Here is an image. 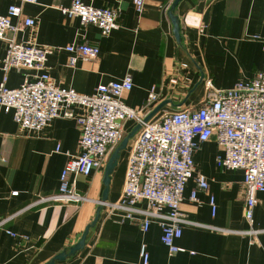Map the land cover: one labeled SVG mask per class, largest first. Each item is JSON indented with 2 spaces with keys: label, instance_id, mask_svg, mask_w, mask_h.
Returning a JSON list of instances; mask_svg holds the SVG:
<instances>
[{
  "label": "crops",
  "instance_id": "obj_1",
  "mask_svg": "<svg viewBox=\"0 0 264 264\" xmlns=\"http://www.w3.org/2000/svg\"><path fill=\"white\" fill-rule=\"evenodd\" d=\"M83 1L95 8L115 10L118 29L103 37L96 27L63 16L59 8L69 7L71 0H38L35 5L0 0L1 16L6 15L9 6H17L22 17L35 20L33 28L15 33L14 39L54 49L46 67L58 88L90 96L98 86L129 76L132 88L121 97L129 108H142L154 89L158 100L151 110L165 100L170 103L158 113L192 110L203 100L206 80L211 81L213 90L224 91L247 83L263 66L264 52L254 38L264 39V0H181L174 10L180 44L167 15L174 0H145L141 15L135 13L131 0ZM11 23L19 21L11 19ZM76 43L96 47L97 59L78 60L71 66L63 48ZM5 50L0 40V84ZM23 80L21 72L11 69L5 87L18 88ZM82 113L83 109L75 108L73 119L56 118L34 134L21 131L12 112L0 108V221L7 220L0 228V264H45L74 246L92 222L104 190V168L89 177L69 176L75 191L89 201L78 205L36 204L38 199L58 192L67 160L81 154V132L75 118ZM135 125L132 121L124 123L125 133ZM131 146L129 141L111 175L109 203L116 202L121 194ZM222 154L210 139L192 155L194 173L203 176L208 187L199 190L194 179L185 186L180 210L201 227H183L181 237L175 241L183 252L169 254L160 241L157 224H151L143 233L138 222L118 223L102 210L83 250L55 264H141V245L149 255L148 264H264L263 193L255 194L251 224L260 233L249 236L217 231L246 232L250 228L243 215V172L218 168L216 159ZM193 191L197 202L189 199Z\"/></svg>",
  "mask_w": 264,
  "mask_h": 264
},
{
  "label": "built area",
  "instance_id": "obj_2",
  "mask_svg": "<svg viewBox=\"0 0 264 264\" xmlns=\"http://www.w3.org/2000/svg\"><path fill=\"white\" fill-rule=\"evenodd\" d=\"M21 2L35 5L38 0ZM131 3L137 15L144 12L145 0H131ZM59 11L67 18H78L83 26L96 27L103 37L119 27L115 10L95 8L83 0H71L69 7H61ZM11 19H17L19 23L12 25ZM34 26L35 20L22 17L21 8L17 6H9L6 15H0V40L6 47L1 62L4 78L0 84V108L12 112L21 131L34 134L56 118L73 119L75 108L83 109L82 115L75 118L81 132V154L67 160L59 177L58 192L38 199L37 205H78L89 201L75 191L69 176L89 177L93 171L103 169L112 150L125 135L124 123L132 121L141 124V128L131 140L121 194L116 202L103 205L106 215L118 223L138 222L143 233L155 223L161 230L160 241L169 254L183 252L175 245L183 227L200 226L180 210L185 186L194 179L199 190L205 191L208 187L203 176L195 175L192 155L201 144L213 139L223 153L216 159L217 167L243 172V215L250 226L246 232L217 231L249 236L261 232L252 229L251 224L255 194H264V62L261 70L247 83L215 91L211 81L206 80L205 95L197 108L162 111L143 123L158 100L154 89L149 91L142 108L134 110L121 101L122 94L132 88L129 76L98 86L90 96L56 87L46 67L47 57L54 49L14 39L15 33ZM254 39L260 41L264 52V39ZM63 51L69 54L71 66L78 60H96L99 53L96 47L83 43L65 46ZM11 69L21 72L24 78L15 89L5 87L6 74ZM189 199L197 202L196 191ZM210 205L213 216L212 198ZM6 221H0V228ZM6 233L15 237L11 232ZM139 256L141 264H148L149 255L143 245Z\"/></svg>",
  "mask_w": 264,
  "mask_h": 264
},
{
  "label": "water",
  "instance_id": "obj_3",
  "mask_svg": "<svg viewBox=\"0 0 264 264\" xmlns=\"http://www.w3.org/2000/svg\"><path fill=\"white\" fill-rule=\"evenodd\" d=\"M180 1L181 0H174L167 13L168 18L173 28V36L175 37V40L178 44L181 43V37L179 33V20L174 15V10L176 9ZM169 103H170L169 100H165L161 102L159 105H157L143 119V123H147L148 121H150L163 107H165V105ZM140 128H141V124H136L134 128L129 133H127L126 136L123 137L121 142L112 150L111 154L109 155V158L104 166V172H103L102 183L104 186V190L102 192L101 198L98 200V207L95 211V215H94L92 222L85 227L84 232L82 233L80 239L74 246L64 249L62 252L55 255L52 259H50L45 264H55L57 262H63L67 258L73 257L77 252L83 250V248L86 245V239H87L89 231L93 229L98 223L100 216H101L102 209H103V205L108 203V193H109L111 175L113 174L114 169L118 165L120 154L122 151H124L127 148L129 141L133 139V137L137 134Z\"/></svg>",
  "mask_w": 264,
  "mask_h": 264
},
{
  "label": "rangeland",
  "instance_id": "obj_4",
  "mask_svg": "<svg viewBox=\"0 0 264 264\" xmlns=\"http://www.w3.org/2000/svg\"><path fill=\"white\" fill-rule=\"evenodd\" d=\"M129 132H130V131H129ZM129 132H128V133H129ZM126 134H127V133H125V135H124V136H126Z\"/></svg>",
  "mask_w": 264,
  "mask_h": 264
}]
</instances>
